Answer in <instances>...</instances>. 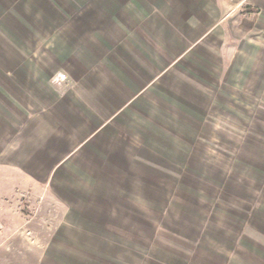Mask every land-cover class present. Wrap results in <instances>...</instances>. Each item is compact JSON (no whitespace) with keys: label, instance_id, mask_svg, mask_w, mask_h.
<instances>
[{"label":"crops","instance_id":"1","mask_svg":"<svg viewBox=\"0 0 264 264\" xmlns=\"http://www.w3.org/2000/svg\"><path fill=\"white\" fill-rule=\"evenodd\" d=\"M25 1L31 14L24 0H0V27L11 33L0 38L5 226L9 203L44 184L60 190L69 226L104 218L113 210L90 203L119 202L123 184L155 187L157 172L186 163L203 102L220 108L238 77L264 78V61L260 70L254 62L264 58V0ZM243 6L261 16L237 33L233 13ZM57 74L66 80L53 83ZM41 202L58 204L52 194Z\"/></svg>","mask_w":264,"mask_h":264},{"label":"rangeland","instance_id":"2","mask_svg":"<svg viewBox=\"0 0 264 264\" xmlns=\"http://www.w3.org/2000/svg\"><path fill=\"white\" fill-rule=\"evenodd\" d=\"M10 6L8 2L5 7ZM21 6L23 13H30L28 4ZM233 14L238 23L233 31L239 33L254 27L261 11L248 12L243 6ZM46 31L42 35L48 39ZM10 35L0 27V38ZM38 46L36 50H42ZM256 57L260 70L264 58ZM249 76L245 82L243 75L238 77L243 87L231 88L220 108L213 106L212 89L205 92L206 99L210 97L208 105L203 102L205 123L197 137L188 140L186 163L157 172L161 176L155 187L123 184L119 202L96 197L100 202L90 205L113 210L105 211L104 218L69 226L67 218H60L65 207L59 204L60 190L43 183L45 187L18 192L22 200L10 202L3 213L10 218L3 221L6 226L0 216V264L264 263V78L257 70ZM48 194L57 207L41 202Z\"/></svg>","mask_w":264,"mask_h":264},{"label":"built area","instance_id":"3","mask_svg":"<svg viewBox=\"0 0 264 264\" xmlns=\"http://www.w3.org/2000/svg\"><path fill=\"white\" fill-rule=\"evenodd\" d=\"M66 79V75L65 74H57L54 78V80L56 82H62Z\"/></svg>","mask_w":264,"mask_h":264}]
</instances>
